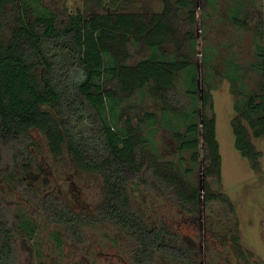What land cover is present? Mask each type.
<instances>
[{
	"label": "trees",
	"instance_id": "trees-1",
	"mask_svg": "<svg viewBox=\"0 0 264 264\" xmlns=\"http://www.w3.org/2000/svg\"><path fill=\"white\" fill-rule=\"evenodd\" d=\"M111 1L112 6H119L120 0ZM163 1L161 12L150 7L146 15L114 8L97 13L77 11L58 23V15L41 6L40 0H0V9L12 2L19 4L21 12L10 40L0 41V175L8 184L31 191L19 173L33 160L35 140L30 131L35 128L48 139L53 154H59L65 144L79 167L100 174L105 192L91 213L70 210L45 194L38 201L48 220L67 226L79 241L82 226L114 225L127 240L132 264H149L154 253L196 264L191 249L173 244L162 226L147 225L132 200L130 183L142 170V143L147 142L140 125L143 117L153 121L154 114L133 103L118 109L124 97L147 91L159 100L164 116L186 120L184 132H176L179 149L192 150L193 164L199 161L201 150L204 175L220 177L211 89L202 86L198 91L197 72L188 54L195 51L197 15L190 8L192 0ZM183 11L185 20L179 18ZM181 26L191 48L188 52L185 43L173 38ZM138 36L149 45L151 54L130 65L125 62L124 47ZM169 38L177 41L178 57H166L159 51ZM258 54L262 57L261 47ZM180 72L184 73V93L191 100L187 110L176 89ZM261 111L264 103L249 97L240 112L255 136L264 134ZM231 127L235 149L257 169L261 152L249 139L246 126L234 117ZM158 175L183 209L199 211L196 187L185 185L170 172ZM15 231L0 201V264H12Z\"/></svg>",
	"mask_w": 264,
	"mask_h": 264
},
{
	"label": "rangeland",
	"instance_id": "rangeland-1",
	"mask_svg": "<svg viewBox=\"0 0 264 264\" xmlns=\"http://www.w3.org/2000/svg\"><path fill=\"white\" fill-rule=\"evenodd\" d=\"M97 2L40 0V5L54 11L58 23L77 11L97 13L114 8L146 15L149 7L153 12L164 7L163 0H120L118 7L112 6L111 0H101L102 5ZM190 8L197 15L194 53L188 52L191 48L183 38L182 26L173 38L188 48L198 91L202 86L211 89L220 177L204 175L201 150L199 161L193 164L192 150L179 149L176 132H184L186 120L164 116L158 99L147 91L136 92L124 97L118 109L133 103L154 114L155 119L148 122L143 117L140 125V134L147 142L142 143V170L130 183L132 200L147 225L168 230L173 244L191 249L196 264H264V134L255 136L240 113L249 97L264 103V0H192ZM181 13L179 18L185 20V11ZM20 14L18 3L10 2L0 9V41L10 40ZM176 46L177 41L169 38L159 51L166 57H178ZM124 54L125 62L134 65L149 57L151 50L138 36L125 44ZM176 89L184 99V108L189 109L183 72L176 77ZM234 117L246 126L249 139L261 152L255 170L234 147ZM30 133L35 140L34 157L19 176L31 191L8 184L0 175V201L16 225L12 264H132L127 240L114 225L82 226L79 241L67 226L48 220L38 199L49 194L70 210L91 213L105 197L102 177L79 167L65 144L56 155L39 130L34 128ZM160 172L176 174L185 185L200 191L198 212L183 209L174 195L168 194ZM149 264L188 263L154 253Z\"/></svg>",
	"mask_w": 264,
	"mask_h": 264
}]
</instances>
